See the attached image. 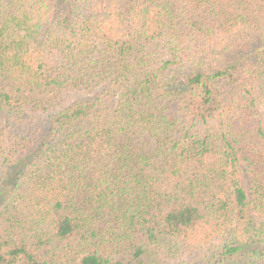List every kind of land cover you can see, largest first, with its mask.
I'll use <instances>...</instances> for the list:
<instances>
[{"label":"trees","instance_id":"trees-1","mask_svg":"<svg viewBox=\"0 0 264 264\" xmlns=\"http://www.w3.org/2000/svg\"><path fill=\"white\" fill-rule=\"evenodd\" d=\"M0 264H264V0H0Z\"/></svg>","mask_w":264,"mask_h":264}]
</instances>
